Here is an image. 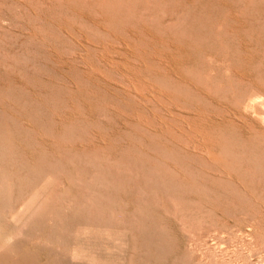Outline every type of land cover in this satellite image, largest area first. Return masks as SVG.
Listing matches in <instances>:
<instances>
[{
  "label": "rangeland",
  "instance_id": "1",
  "mask_svg": "<svg viewBox=\"0 0 264 264\" xmlns=\"http://www.w3.org/2000/svg\"><path fill=\"white\" fill-rule=\"evenodd\" d=\"M0 264H264V0H0Z\"/></svg>",
  "mask_w": 264,
  "mask_h": 264
},
{
  "label": "bare ground",
  "instance_id": "2",
  "mask_svg": "<svg viewBox=\"0 0 264 264\" xmlns=\"http://www.w3.org/2000/svg\"><path fill=\"white\" fill-rule=\"evenodd\" d=\"M100 58H101V57H100ZM162 63H163V62H162ZM131 85H133V86H134V85H139V83H138V84L135 83V84H131ZM137 87H138V86H137ZM142 89H143V88H142ZM135 90H137V89H135ZM139 93H140V92H139Z\"/></svg>",
  "mask_w": 264,
  "mask_h": 264
}]
</instances>
